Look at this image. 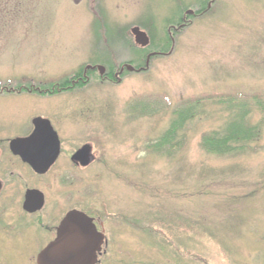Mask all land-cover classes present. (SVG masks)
Returning a JSON list of instances; mask_svg holds the SVG:
<instances>
[{"label": "rangeland", "instance_id": "obj_1", "mask_svg": "<svg viewBox=\"0 0 264 264\" xmlns=\"http://www.w3.org/2000/svg\"><path fill=\"white\" fill-rule=\"evenodd\" d=\"M202 1L0 0V88L55 87L91 62L131 57L120 31L126 38L135 24L165 42L177 13ZM101 5L106 31L93 19ZM175 43L168 57L120 83L94 76L54 100L1 99L0 124L27 121L32 111L62 118L67 106H81L76 119L87 122L75 135L106 155L89 171L91 193L81 185L77 194L128 216L97 264H264V0H216ZM229 94L247 101L216 99ZM199 99L200 111L170 135L182 105ZM242 113L257 136L237 154L208 152L205 136L225 132ZM42 238L30 230L0 239V264H36Z\"/></svg>", "mask_w": 264, "mask_h": 264}, {"label": "flooded vegetation", "instance_id": "obj_2", "mask_svg": "<svg viewBox=\"0 0 264 264\" xmlns=\"http://www.w3.org/2000/svg\"><path fill=\"white\" fill-rule=\"evenodd\" d=\"M215 1L199 2L197 9L182 8L176 19L169 24L165 42L155 43L148 30L134 24V27L126 30L130 31L126 38L122 37V31L119 32L126 48L131 51V57L117 59L116 56L109 55L106 59L91 62L83 70L82 77H78L79 73L72 79L68 78L65 82L70 81V84L66 85L64 82L52 88L34 84L1 87L0 100H21L28 96L32 101L54 100L61 94L83 88L94 76H98L101 83L115 84L120 83L129 73L145 72L147 69L144 66L149 61L171 54L167 47L172 45L174 48L181 29L187 28L196 18L203 16ZM102 3L105 6V2ZM102 7L101 5L99 12H102L103 17L95 12L93 19L106 23L107 14ZM4 10L5 8L2 12ZM106 25L107 23L102 31H106ZM135 29L147 35V46L136 41V36L133 35ZM129 67L134 70H129ZM77 106H67L70 110L64 108L62 118L52 111L45 114L32 111L27 121L0 124V239H19L30 230L36 236L42 235V240L45 235V242L37 254L39 256L56 240L61 223L68 213L79 211L92 221L97 233L104 236L101 252L98 253L100 260L110 249L111 232L118 230L119 223L126 221L128 216L109 215L105 200L102 202L100 197L95 199L96 197L87 195L88 199H82L77 194L76 187L81 185H86V194L91 193L93 189L87 183L91 176L89 171L95 164L102 163L106 155V151H99L101 149L95 140L75 135L80 131V124L87 122L86 119H76ZM34 107L33 103L28 109ZM19 109L23 110L19 106L15 111L20 113ZM79 111L85 114L84 109L77 112ZM13 204L18 212L15 215L11 214ZM6 215L10 216H7L9 221L6 220Z\"/></svg>", "mask_w": 264, "mask_h": 264}, {"label": "water", "instance_id": "obj_3", "mask_svg": "<svg viewBox=\"0 0 264 264\" xmlns=\"http://www.w3.org/2000/svg\"><path fill=\"white\" fill-rule=\"evenodd\" d=\"M133 33L139 44H149L145 33L139 29ZM103 243L104 236L97 233L92 221L79 211H71L61 223L56 240L38 256L37 264H97Z\"/></svg>", "mask_w": 264, "mask_h": 264}, {"label": "trees", "instance_id": "obj_4", "mask_svg": "<svg viewBox=\"0 0 264 264\" xmlns=\"http://www.w3.org/2000/svg\"><path fill=\"white\" fill-rule=\"evenodd\" d=\"M82 75L80 74L78 77H82ZM64 84L65 85L70 84V81L65 82ZM52 86L53 85H51L50 88H52ZM237 95L229 94L226 96H219L216 99L217 100L225 99L227 101H232V102L233 101L235 102L237 100L239 102H242L243 105V102L245 103L247 100L245 99V97H242V95L241 96L240 95L237 96ZM256 99L259 98L256 97ZM203 102L204 99H199L192 103L189 102L184 106L182 105V107L180 108L181 110H178V113L180 115L179 121H176L173 124V127L170 131V135H172L174 132L177 131L176 127L184 126L186 121L194 116L195 114L194 110L200 111V107L203 104ZM145 111H147V109H145ZM145 111L142 110L141 111L142 114L145 113ZM238 117L235 118V120L228 125L227 130L225 132L219 133L216 131L213 132L211 135L205 136L203 142L208 152L215 153L218 155L237 154L242 147L247 146L246 143L248 142H245L244 145L240 143H243L244 141L250 140L253 137L255 138L257 136L258 132L256 128L251 127L249 123L246 122V113H242ZM238 144L240 147L238 146Z\"/></svg>", "mask_w": 264, "mask_h": 264}]
</instances>
